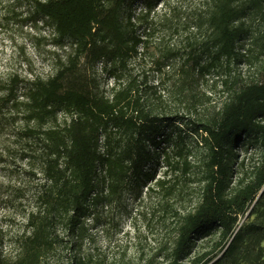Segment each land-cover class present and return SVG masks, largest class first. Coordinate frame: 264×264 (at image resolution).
<instances>
[{
	"label": "trees",
	"instance_id": "1",
	"mask_svg": "<svg viewBox=\"0 0 264 264\" xmlns=\"http://www.w3.org/2000/svg\"><path fill=\"white\" fill-rule=\"evenodd\" d=\"M24 2L23 24L50 26L56 45L71 43L47 78L31 69L0 71V143L27 145L21 156L39 160L44 181L37 195L40 208L28 218L31 233L14 264H45L59 226L78 240L83 218L100 193H119L131 176L138 182L150 178L145 164L155 156L167 167L155 184L165 212L172 210L175 193L191 184L200 186L201 199L195 212L173 211L177 241L163 264H220L241 238L240 218L264 195V61L248 83L233 70L244 33L241 17L264 12V0H211L208 39L179 67L176 81L149 94L132 80L120 82L119 67L139 43L123 28L126 0ZM85 53L115 79L110 97L84 67ZM201 80L212 81L211 92L227 94L221 107L202 91ZM243 134L255 135L261 159L234 184L231 158ZM5 151L14 154L10 147ZM213 227L219 237L212 249L186 261L196 236ZM75 246L77 254L81 244ZM76 254L67 264H99L93 255Z\"/></svg>",
	"mask_w": 264,
	"mask_h": 264
},
{
	"label": "rangeland",
	"instance_id": "2",
	"mask_svg": "<svg viewBox=\"0 0 264 264\" xmlns=\"http://www.w3.org/2000/svg\"><path fill=\"white\" fill-rule=\"evenodd\" d=\"M210 5L211 0H126L121 13L123 28L129 38H137L139 43L119 67L124 75L120 82L132 80L148 94L157 87H169L179 78V67L198 53L209 37ZM262 7L264 11V2ZM26 9L24 0H0V71L26 73L31 69L47 78L65 60L71 39L56 45L52 27L39 24L35 29L31 23L23 24L20 19L26 16ZM241 23L244 33L238 42L240 57L233 70L243 84L257 76L264 61V12L247 11ZM82 62L95 77L99 91L110 97L116 82L109 69L105 70L101 62H93L87 53ZM202 82V91L221 107L227 94L211 92V80L209 85ZM221 89L218 85L217 91ZM8 143H0V264H14L21 256L22 244L31 233L28 218L40 208L37 195L44 182L39 160L21 156V148L28 146ZM8 147L14 154H4ZM203 151L196 152L195 159ZM261 153L254 134H243L237 140L231 158L234 184L245 173H252ZM27 163H32L34 170ZM145 170L152 171L150 178L138 182L131 176L119 193H100L83 218L78 240L68 237L59 226L54 232L59 237H51L53 245L45 264H67L76 254L72 251L76 242L81 244L76 255H93L99 264H163L177 241L173 211L182 215L195 212L201 201L200 186L191 184L177 191L170 202L172 210L167 213L164 197L155 187L157 180L166 175L167 167L162 158L155 156L145 164ZM240 226L241 238L220 264H264V195H259L240 218ZM218 237L215 227L198 234L185 260L210 251Z\"/></svg>",
	"mask_w": 264,
	"mask_h": 264
}]
</instances>
